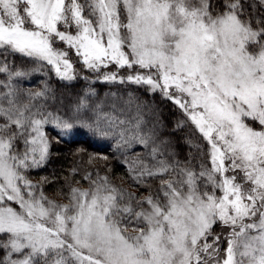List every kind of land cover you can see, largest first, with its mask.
Wrapping results in <instances>:
<instances>
[{
  "label": "snow or ice",
  "instance_id": "6c2138e0",
  "mask_svg": "<svg viewBox=\"0 0 264 264\" xmlns=\"http://www.w3.org/2000/svg\"><path fill=\"white\" fill-rule=\"evenodd\" d=\"M0 264H264V0H0Z\"/></svg>",
  "mask_w": 264,
  "mask_h": 264
},
{
  "label": "trees",
  "instance_id": "16d2710c",
  "mask_svg": "<svg viewBox=\"0 0 264 264\" xmlns=\"http://www.w3.org/2000/svg\"><path fill=\"white\" fill-rule=\"evenodd\" d=\"M78 139L81 140L82 142V146L85 148H88L89 151H97L100 149L101 146L99 145H93L92 147H89L88 143H85V139L84 137H79ZM68 147L70 146H66L64 148V150L62 152H60V158L59 159H55L52 163V165H50V168H58L61 164H64L65 161L63 159L64 155L67 153ZM45 173H34V176L36 178H38L40 175H44Z\"/></svg>",
  "mask_w": 264,
  "mask_h": 264
}]
</instances>
